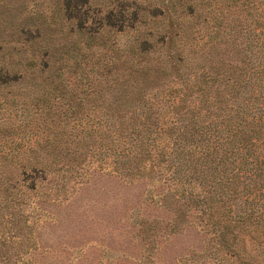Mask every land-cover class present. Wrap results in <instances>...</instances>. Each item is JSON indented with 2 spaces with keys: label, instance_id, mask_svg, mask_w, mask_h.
<instances>
[{
  "label": "trees",
  "instance_id": "obj_1",
  "mask_svg": "<svg viewBox=\"0 0 264 264\" xmlns=\"http://www.w3.org/2000/svg\"><path fill=\"white\" fill-rule=\"evenodd\" d=\"M93 1L60 0V23L21 26L19 39L40 59L25 69L70 72L86 80L85 97L107 101L96 160L108 154L124 183L172 187L161 202L174 203L176 225L192 209L209 235V252L191 254L195 264H264V0H171L149 16L136 1L116 0L96 25ZM145 16H168V26L118 44ZM64 28L84 50L58 62ZM22 80L3 71L0 85Z\"/></svg>",
  "mask_w": 264,
  "mask_h": 264
},
{
  "label": "rangeland",
  "instance_id": "obj_2",
  "mask_svg": "<svg viewBox=\"0 0 264 264\" xmlns=\"http://www.w3.org/2000/svg\"><path fill=\"white\" fill-rule=\"evenodd\" d=\"M123 1L138 2L147 16L150 7L171 2ZM108 2L116 4L91 2L95 25ZM59 4L0 0V76L3 71L23 76L17 84L0 85V264H195L191 254L209 252V235L192 209L176 225L174 203L167 208L161 202L172 198V187L155 180L124 183L108 154L96 160V121L109 109L107 101L85 97L86 80L70 72L25 69L40 59L32 57L31 43L22 42L18 30L31 25L30 19L60 23ZM145 20L140 30L117 35L118 44L145 29L157 35L168 26V16ZM67 32L64 28L54 55L58 62L67 52L84 50Z\"/></svg>",
  "mask_w": 264,
  "mask_h": 264
}]
</instances>
